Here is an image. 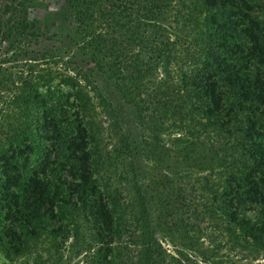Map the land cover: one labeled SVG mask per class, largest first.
I'll list each match as a JSON object with an SVG mask.
<instances>
[{
    "label": "trees",
    "instance_id": "1",
    "mask_svg": "<svg viewBox=\"0 0 264 264\" xmlns=\"http://www.w3.org/2000/svg\"><path fill=\"white\" fill-rule=\"evenodd\" d=\"M19 4L0 8V57L28 54L18 38L28 20L11 15ZM68 4L85 45L113 59L122 85L132 82L124 98L151 133L143 142L169 130L212 156L205 173L164 178L172 226L264 264V0ZM59 56L30 57L16 73L0 61L5 264H61L74 247L80 264H173L151 232L136 148L126 135L114 140L112 105L92 76Z\"/></svg>",
    "mask_w": 264,
    "mask_h": 264
},
{
    "label": "rangeland",
    "instance_id": "2",
    "mask_svg": "<svg viewBox=\"0 0 264 264\" xmlns=\"http://www.w3.org/2000/svg\"><path fill=\"white\" fill-rule=\"evenodd\" d=\"M7 0H0V8ZM17 11L11 15L15 20L24 21L27 25V33L18 37L26 44L28 54H17L16 50L3 49L4 56L11 63L5 65L12 73L18 72L23 67L25 59L39 57L42 53L58 54L63 59L64 65H77L83 67L100 87L106 99L112 105L108 109V122L111 133L116 142L126 141L122 136L126 135L131 144L136 148V168L139 170V181L142 191H145L150 220L151 232L158 242L162 253L173 264H258V261L239 260L225 253L217 252L208 239L197 233L186 234L180 228H174L170 216L164 204L162 183L166 176H170L176 183L183 182L187 175L205 173L212 164V156L200 149L193 148L187 143L178 140V135L167 131L160 132L159 142L151 138L144 143V136H151L147 129H141L136 119V109L127 103L126 86L132 87V82L125 80V85L120 83V76L116 70H109L113 65V59L98 54L94 48L85 45L86 39L77 33L76 20L69 7L68 0H20ZM170 14L160 21L167 25ZM100 32L105 29L98 27ZM36 33L37 35H34ZM17 36L13 38L16 39ZM5 43L4 46H8ZM4 47V48H5ZM7 51V52H6ZM15 51V52H14ZM16 59V60H14ZM121 77V76H120ZM119 83L120 86H116ZM128 98V97H127ZM114 108V109H112ZM123 142V143H124ZM130 195L138 196L136 187L131 184ZM81 256L76 247L66 252L65 260L61 264H80ZM6 259L0 251V264H5Z\"/></svg>",
    "mask_w": 264,
    "mask_h": 264
}]
</instances>
